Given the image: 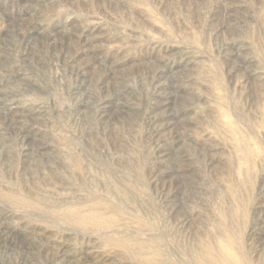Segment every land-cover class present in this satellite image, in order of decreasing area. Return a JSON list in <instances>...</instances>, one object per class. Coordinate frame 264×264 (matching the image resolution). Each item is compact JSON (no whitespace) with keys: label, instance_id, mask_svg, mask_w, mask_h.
Returning <instances> with one entry per match:
<instances>
[{"label":"rangeland","instance_id":"374dc122","mask_svg":"<svg viewBox=\"0 0 264 264\" xmlns=\"http://www.w3.org/2000/svg\"><path fill=\"white\" fill-rule=\"evenodd\" d=\"M0 264H264V0H0Z\"/></svg>","mask_w":264,"mask_h":264}]
</instances>
